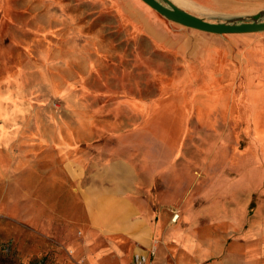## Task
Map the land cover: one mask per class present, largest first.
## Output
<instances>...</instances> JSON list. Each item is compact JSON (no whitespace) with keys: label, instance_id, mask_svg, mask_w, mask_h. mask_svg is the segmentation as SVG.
Here are the masks:
<instances>
[{"label":"rangeland","instance_id":"rangeland-1","mask_svg":"<svg viewBox=\"0 0 264 264\" xmlns=\"http://www.w3.org/2000/svg\"><path fill=\"white\" fill-rule=\"evenodd\" d=\"M109 160L137 171L151 222L167 216L151 246L111 234L108 249L88 228L82 189ZM98 251V264L151 251L150 264H264V31L203 32L141 0H0V264Z\"/></svg>","mask_w":264,"mask_h":264},{"label":"crops","instance_id":"crops-1","mask_svg":"<svg viewBox=\"0 0 264 264\" xmlns=\"http://www.w3.org/2000/svg\"><path fill=\"white\" fill-rule=\"evenodd\" d=\"M98 163L96 168L89 171V182L82 190L87 211L88 228L97 233L99 239L106 242L108 249L114 244L108 239L111 234L125 235L132 240L141 241L147 246L152 244V236H160L166 214L162 213L154 223L152 213L143 198L140 186L144 185L136 170L124 160L105 161ZM174 211L170 214L169 224L174 225ZM164 214V215H163ZM157 223L159 224L157 229ZM171 231V232H170ZM176 227H170L169 233H177ZM89 234L85 240L89 241ZM103 251L89 255L92 264H98V256ZM152 259L148 252H137ZM131 264H133V256ZM106 264H110L106 262ZM156 264V263H155Z\"/></svg>","mask_w":264,"mask_h":264},{"label":"water","instance_id":"water-1","mask_svg":"<svg viewBox=\"0 0 264 264\" xmlns=\"http://www.w3.org/2000/svg\"><path fill=\"white\" fill-rule=\"evenodd\" d=\"M167 20L212 34H239L264 31V10L253 14H193L174 0H141Z\"/></svg>","mask_w":264,"mask_h":264},{"label":"built area","instance_id":"built-area-1","mask_svg":"<svg viewBox=\"0 0 264 264\" xmlns=\"http://www.w3.org/2000/svg\"><path fill=\"white\" fill-rule=\"evenodd\" d=\"M178 217L176 213H174L172 219L175 220ZM153 251L149 253V255L152 256ZM133 264H150V259H146L145 256H143L140 253L134 254L133 256Z\"/></svg>","mask_w":264,"mask_h":264},{"label":"bare ground","instance_id":"bare-ground-1","mask_svg":"<svg viewBox=\"0 0 264 264\" xmlns=\"http://www.w3.org/2000/svg\"><path fill=\"white\" fill-rule=\"evenodd\" d=\"M174 1H176V3L178 2V0H174ZM179 4H182V5H184V6H186V7H189V5H188V3L185 1H181V2H178ZM177 3V4H178ZM223 3V2H222ZM233 7V6H232Z\"/></svg>","mask_w":264,"mask_h":264}]
</instances>
